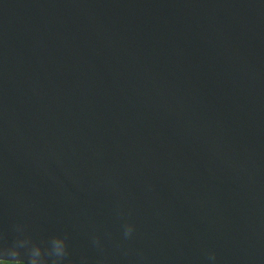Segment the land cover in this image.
Segmentation results:
<instances>
[{
    "label": "water",
    "instance_id": "95a60500",
    "mask_svg": "<svg viewBox=\"0 0 264 264\" xmlns=\"http://www.w3.org/2000/svg\"><path fill=\"white\" fill-rule=\"evenodd\" d=\"M264 264V0H0V261Z\"/></svg>",
    "mask_w": 264,
    "mask_h": 264
},
{
    "label": "trees",
    "instance_id": "16d2710c",
    "mask_svg": "<svg viewBox=\"0 0 264 264\" xmlns=\"http://www.w3.org/2000/svg\"><path fill=\"white\" fill-rule=\"evenodd\" d=\"M0 264H23V263H20V262L0 261Z\"/></svg>",
    "mask_w": 264,
    "mask_h": 264
},
{
    "label": "clouds",
    "instance_id": "9594fccd",
    "mask_svg": "<svg viewBox=\"0 0 264 264\" xmlns=\"http://www.w3.org/2000/svg\"><path fill=\"white\" fill-rule=\"evenodd\" d=\"M29 261H30V264H34V261L32 259V252H30L29 254ZM47 264H48V261H47Z\"/></svg>",
    "mask_w": 264,
    "mask_h": 264
}]
</instances>
